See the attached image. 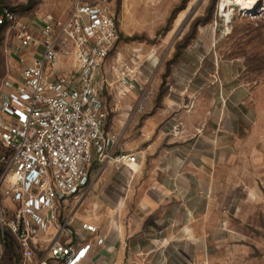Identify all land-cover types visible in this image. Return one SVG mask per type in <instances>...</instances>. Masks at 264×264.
<instances>
[{"label": "crops", "instance_id": "1", "mask_svg": "<svg viewBox=\"0 0 264 264\" xmlns=\"http://www.w3.org/2000/svg\"><path fill=\"white\" fill-rule=\"evenodd\" d=\"M180 2L167 0L165 10ZM4 47L9 57L0 62V76H13L15 82L41 53L40 48L21 52L15 41ZM188 62L182 81L181 51L169 70L168 90L157 102H147L140 132L131 139L138 161L95 163L79 193L60 202L58 221L72 232L62 241L91 245L81 264H250L252 248L238 240L247 234L239 236L230 220L242 205L237 186L257 195L256 184L239 175L253 173V162H235L240 153L264 155L253 144L238 149L247 137L261 140L264 101L257 87L234 85L232 64L216 55L197 54ZM84 223L95 231L83 229ZM102 233L105 242L96 244Z\"/></svg>", "mask_w": 264, "mask_h": 264}, {"label": "built area", "instance_id": "2", "mask_svg": "<svg viewBox=\"0 0 264 264\" xmlns=\"http://www.w3.org/2000/svg\"><path fill=\"white\" fill-rule=\"evenodd\" d=\"M3 23L18 25L7 7L0 10ZM53 25L47 21L37 26L40 29L23 25L17 30L19 48L39 42L41 53L21 70L17 82L0 86V261L4 230L9 229L20 246L18 264L30 263L34 249L42 245L54 262L81 264L91 245L62 241L72 232L58 221L60 202L79 193L95 163L138 161L137 153L117 152L118 135L105 129L102 94L111 85L108 73L127 85L137 82L138 72L137 61L106 65L119 35L107 0H74L68 18ZM64 55H71L73 71L58 69ZM82 228L95 231L86 223ZM106 238L102 233L95 243L103 244Z\"/></svg>", "mask_w": 264, "mask_h": 264}, {"label": "rangeland", "instance_id": "3", "mask_svg": "<svg viewBox=\"0 0 264 264\" xmlns=\"http://www.w3.org/2000/svg\"><path fill=\"white\" fill-rule=\"evenodd\" d=\"M125 1L107 0L110 11L117 20L119 35L106 65L137 61V82L132 80L127 85H120L118 79L108 73L111 85L102 94L107 112L105 129L118 135L115 147L117 152L137 153L139 159L140 154L131 139L142 127V119L147 114V102H157L162 93L168 90V73L179 62L181 51L182 81L185 75L183 70L189 65V58L192 59L197 54L206 58L216 55L224 64H232L235 71L234 85L257 87L261 93L260 100L264 101V5L259 8L262 11L254 15L241 14L236 7L230 6L232 16L226 24L218 11L220 0H185L182 9L174 8V11L165 10L170 5L167 0ZM73 2L74 0H0V8H11L18 21V25L12 28L8 26L1 33L0 62L4 63L9 57L5 52V43L15 41L18 45L16 32L21 26L40 29L33 24L34 21L41 24L51 21L56 26L68 18ZM198 39H204L201 42H207V45H201ZM195 42H199V45ZM38 43L19 50L35 51L39 48ZM19 56L22 59L21 53ZM73 64L71 55H64L58 62V69L70 72L74 69ZM15 81L13 76H0V85ZM131 84L134 87L128 89ZM140 103L144 108H139ZM137 117L139 119L135 123ZM258 131L261 134L260 141L251 142L247 137L238 142V149H244L249 144L264 149V119ZM2 152L3 148L0 147V154ZM240 154L242 156L238 157L236 165L246 166L248 159L255 166L252 168L253 173L242 172L239 175L245 183L256 184L257 195L250 196L245 188L236 187L235 197L238 201L242 200V205L230 224L238 230L239 236L242 232L247 234L238 240L252 248L249 263L264 264V155L250 158ZM2 205L10 207L5 199L2 200ZM5 212L10 219L12 213L7 212V209ZM9 237L13 239L12 236ZM13 241L5 246L4 264H10L19 257L21 259L18 242ZM37 262L55 264L47 257L44 246L34 249V258L27 264Z\"/></svg>", "mask_w": 264, "mask_h": 264}, {"label": "bare ground", "instance_id": "4", "mask_svg": "<svg viewBox=\"0 0 264 264\" xmlns=\"http://www.w3.org/2000/svg\"><path fill=\"white\" fill-rule=\"evenodd\" d=\"M261 5H264L261 0H220L218 11L227 24L232 16L230 6L236 7L241 14L254 15L262 11L259 9Z\"/></svg>", "mask_w": 264, "mask_h": 264}, {"label": "trees", "instance_id": "5", "mask_svg": "<svg viewBox=\"0 0 264 264\" xmlns=\"http://www.w3.org/2000/svg\"><path fill=\"white\" fill-rule=\"evenodd\" d=\"M185 3V0H181V2H180V4L174 9V10H176V9H182V6H183V4ZM5 7H7V6H5ZM8 8V7H7ZM10 10H12L11 8H9ZM173 10V11H174ZM13 11V10H12ZM4 25H6L5 23H3V24H0V38H1V33L3 32V26ZM9 235L10 236H12L13 237V239L11 238V237H9ZM11 238V239H10ZM13 240H17L16 238H15V236L9 231V229H5L4 230V250H5V246L6 245H9V243H13L14 241ZM18 242V241H17ZM18 245H19V243H18ZM19 249H20V246H19ZM20 252H21V250H20ZM20 255H21V253H20ZM5 255L3 254V256H2V258H1V261H0V264H4L6 261L4 260L5 259V257H4ZM11 261V260H10ZM19 261H20V257L19 258H16V259H14L13 261H12V263L10 262V264H18L19 263Z\"/></svg>", "mask_w": 264, "mask_h": 264}]
</instances>
